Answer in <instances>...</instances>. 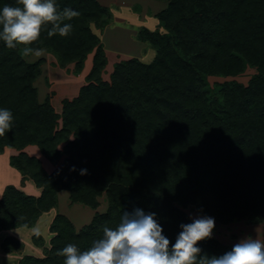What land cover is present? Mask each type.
I'll use <instances>...</instances> for the list:
<instances>
[{
    "label": "trees",
    "instance_id": "obj_1",
    "mask_svg": "<svg viewBox=\"0 0 264 264\" xmlns=\"http://www.w3.org/2000/svg\"><path fill=\"white\" fill-rule=\"evenodd\" d=\"M161 1L166 7L155 14L160 28L137 33L155 48L152 60L120 61L106 82L100 77L104 47L95 30L109 24L111 12L97 0H57L61 10L79 12L66 21L72 32L49 38L42 30L32 46L51 53L60 67L73 62L77 73L94 53L88 84L75 98L62 100L60 114L49 96L37 100L33 82L44 59L27 62L23 46L8 49L0 42V107L14 117L12 131L0 136V152L36 145L52 164L62 159L47 174L33 156L11 157L21 184L30 178L41 194L7 186L0 198V230L33 227L55 207L59 191L94 210L101 197L107 201L79 229L57 213L50 238H32L42 255H22L17 264H64L59 249L68 243L86 249L134 207L156 212L173 238L180 223L190 222L188 206L224 223L264 222V0ZM5 4L19 6L0 0V7ZM246 68L255 70L248 83H216L219 94L211 93L209 76L235 77ZM81 168L87 173L81 175ZM199 243L208 254L233 245L214 238ZM2 248L14 249L8 241Z\"/></svg>",
    "mask_w": 264,
    "mask_h": 264
},
{
    "label": "clouds",
    "instance_id": "obj_2",
    "mask_svg": "<svg viewBox=\"0 0 264 264\" xmlns=\"http://www.w3.org/2000/svg\"><path fill=\"white\" fill-rule=\"evenodd\" d=\"M17 5L0 7V42L8 49L22 47L25 56H41L33 47L41 37H66L72 32L71 21L79 12L57 0H16ZM14 117L10 109L0 107V136L12 131ZM75 170V166H73ZM87 169L81 168L80 174ZM215 217L207 214L190 216L180 223L174 238L169 237L156 212L134 207L124 210L115 227H104L102 235L89 247L81 249L68 243L57 254L64 264H264V239L244 237L222 254H208L199 243L213 237Z\"/></svg>",
    "mask_w": 264,
    "mask_h": 264
},
{
    "label": "rangeland",
    "instance_id": "obj_3",
    "mask_svg": "<svg viewBox=\"0 0 264 264\" xmlns=\"http://www.w3.org/2000/svg\"><path fill=\"white\" fill-rule=\"evenodd\" d=\"M142 3L144 6V11L143 13L139 14V17L134 19L129 17H113L112 15V18H110L108 21L109 24L102 31H99L98 29L95 30L100 32L98 35L103 44L104 54L106 57L105 66L100 73L102 81L110 82L114 66L120 61L128 60L133 57L138 58L144 63H148L154 57L155 48L138 38L137 33L140 32V28L142 29L148 27L151 30L154 28L158 30L160 28L158 25L159 21L157 18H155V14L166 7V2L161 0H144ZM152 19L154 20L152 21ZM143 20L146 22L145 26L147 27L139 26ZM162 32L165 31L162 30ZM42 50L43 53L41 56L37 57L30 54L28 56H24V59L27 62H34L40 58L44 59V63L40 69V74L33 82V86L36 89L37 100L38 102L42 103L45 98L49 96V102L51 106L57 113L60 114L62 112L63 106L62 100H71L75 98L78 95L80 88L88 84V82L85 80V76L91 68L94 53L91 52L87 55L83 68L77 73L75 72L73 62L67 64L65 67H60L56 61V58L51 53H48L45 51V49ZM254 72L255 70L253 68H246L243 73L235 77L209 76L208 81L210 83L209 85L211 87V93L219 94L217 92L218 87L215 85L216 83L220 84L221 82L234 79L237 82L246 84ZM59 123L61 124V119L59 120ZM67 198L68 195L66 192L60 193L57 205L55 206V211L66 213L68 208L72 206L69 208V214L66 213L67 216L73 221L75 226L83 225V223L87 222L92 216L93 213L91 212H93L94 209L80 203H71L70 200H67ZM99 200L100 206L97 209L99 211H104L107 207L106 198L101 197ZM185 212L187 213L189 219L190 216L207 214L197 206H188L185 208ZM76 213H78V215H76ZM215 221L216 227L213 230L212 238L219 242L234 244L244 237L264 239V222L253 224L248 220L234 219L231 222L224 223L223 221H219L216 218ZM46 223L47 220L44 219L41 223H39L35 232V234H41L45 242L48 240L50 234L46 231ZM27 243L30 245L28 246L29 248L32 246L30 249L33 250L35 255H42L40 248H36L33 246V244H31V242ZM18 259L19 258L17 256L12 257L13 261H11V263L16 262Z\"/></svg>",
    "mask_w": 264,
    "mask_h": 264
},
{
    "label": "crops",
    "instance_id": "obj_4",
    "mask_svg": "<svg viewBox=\"0 0 264 264\" xmlns=\"http://www.w3.org/2000/svg\"><path fill=\"white\" fill-rule=\"evenodd\" d=\"M97 1L101 5L107 7L109 9V11H111V14L113 15V17H122V18L129 17V18L135 19V18L139 17V14L143 13V11H144V6L142 3V2H144V0H142V1H139V0H97ZM139 4L141 5V7ZM152 16H153V14H152ZM153 20L154 19H152V21ZM145 25H146V22L143 20V22L139 26L147 27ZM21 152L25 153L27 156H30V157L33 156V157L37 158L40 161L42 168L45 170V172L47 174H51L60 165L61 160H62L61 159L57 164H52L50 162V160L48 158H46L40 152L39 148L36 145H27L22 150H17V149L12 148V147H5L3 149V151L0 152V198L2 197L6 187L10 186V185L18 188L19 190L23 191L27 195L38 197L41 194V188L37 187L35 185V183L32 181V179L27 178L24 180V183L21 184V174L19 173V171L15 167L10 165L11 157L17 156ZM61 192H66V191H59L57 193V202H58V197H59ZM66 193L68 195V192H66ZM67 200H69V196H68ZM57 202H56V205H57ZM71 207H69V208H71ZM69 208L66 211L67 214H69V212H70ZM55 210H56L55 207H53L48 212H43L38 217V219H37V221L33 227H30V228L18 227V228L0 230V264H17L18 260L21 258L22 255H25V254L35 255L33 250L30 249L32 246L29 248L28 246H30V245H28L27 242H29V243L31 242V244H33V246H35L32 238L35 235L36 228L38 227L39 223H41L44 219L47 220L46 231L49 232L48 231L49 224H50L51 220L53 219V217L57 213H60V214L67 216L66 213L57 212ZM96 210H98V209H96ZM96 210H94L91 213L94 214V212ZM93 214H92V216H93ZM76 215H78V213H76ZM43 216H44V218H43ZM92 216L88 219L87 222L83 223V225H80V226H75L73 221L68 216L67 217L71 220V222L73 223L75 228L79 229L80 227L88 224L90 222ZM19 234H21V235H19ZM49 238H50V234H49ZM11 239L15 240V243H11V241H12ZM26 239H29V240H26ZM3 241H8L9 244L12 245V247L14 248L13 251L6 252L5 250H3V248H2V242ZM18 242L21 243L20 246L16 245ZM35 247L39 248L37 246H35ZM16 256L19 259L16 260V262L11 263V261H13L12 257H16Z\"/></svg>",
    "mask_w": 264,
    "mask_h": 264
}]
</instances>
